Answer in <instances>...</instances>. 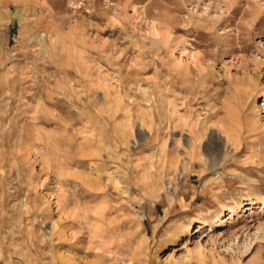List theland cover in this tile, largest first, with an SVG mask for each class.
I'll use <instances>...</instances> for the list:
<instances>
[{
  "label": "rangeland",
  "instance_id": "1",
  "mask_svg": "<svg viewBox=\"0 0 264 264\" xmlns=\"http://www.w3.org/2000/svg\"><path fill=\"white\" fill-rule=\"evenodd\" d=\"M0 264H264V0H0Z\"/></svg>",
  "mask_w": 264,
  "mask_h": 264
},
{
  "label": "bare ground",
  "instance_id": "2",
  "mask_svg": "<svg viewBox=\"0 0 264 264\" xmlns=\"http://www.w3.org/2000/svg\"><path fill=\"white\" fill-rule=\"evenodd\" d=\"M228 136H229V134H228ZM229 141L230 142H233V139L232 138H230V136H229ZM234 141H236V140H234ZM175 152V151H174ZM193 160V159H192ZM174 163V162H173Z\"/></svg>",
  "mask_w": 264,
  "mask_h": 264
}]
</instances>
